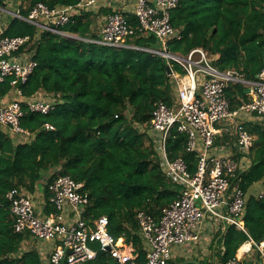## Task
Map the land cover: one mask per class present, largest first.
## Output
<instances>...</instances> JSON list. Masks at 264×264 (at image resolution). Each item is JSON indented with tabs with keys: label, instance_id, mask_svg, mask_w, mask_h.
<instances>
[{
	"label": "trees",
	"instance_id": "1",
	"mask_svg": "<svg viewBox=\"0 0 264 264\" xmlns=\"http://www.w3.org/2000/svg\"><path fill=\"white\" fill-rule=\"evenodd\" d=\"M79 1L24 0L22 15L28 16L37 3L54 9ZM0 8L9 9L5 0H0ZM125 15L138 28L136 18ZM93 16L92 9L62 27L81 38L76 39L4 15L9 20L6 36L38 38L37 67L28 82L19 86L24 97L34 98L41 92L57 95L59 100L48 115L26 113L21 127L31 133L29 140L0 129V264H44L45 259L37 250L25 248L30 233L14 229L6 197L12 189L27 194L42 189L46 196L43 211L49 215L53 206L47 183L58 174L71 175L85 184L90 195L89 216H107L109 233L116 240L132 242L140 264L146 263L147 250L138 212L158 217L181 190L167 172L162 134L150 128L156 104L163 101L173 106L177 100V84L168 76L167 59L143 50H162L160 41L137 32L127 41L134 48L87 42L82 39L98 37L92 32ZM171 23L181 39L168 41L170 53L186 56L203 48L219 56L214 65L221 71H242L247 80H255L264 67V0H181ZM171 64L175 72L184 74L177 63ZM11 81L0 83L1 98L11 92ZM228 97L235 107L249 100L241 86L230 87ZM46 124L54 129H46ZM244 127L257 137L250 152L251 166L241 176L246 198L242 222L247 233L231 226L225 234H218L213 244L220 247L218 263L207 264H226L249 238L257 243L264 240V200L258 199L255 190L257 184L264 185V128ZM185 145L186 136L173 129L166 141L168 157L172 161L182 157L195 172L198 159L186 152ZM243 158L240 154L235 159L242 163ZM84 264L116 262L104 255Z\"/></svg>",
	"mask_w": 264,
	"mask_h": 264
},
{
	"label": "built area",
	"instance_id": "2",
	"mask_svg": "<svg viewBox=\"0 0 264 264\" xmlns=\"http://www.w3.org/2000/svg\"><path fill=\"white\" fill-rule=\"evenodd\" d=\"M6 3L10 0H5ZM12 1V0H11ZM17 9L0 8V83L12 79L13 97H0V129L7 128L16 135L31 139V133L21 127L26 113L48 115L56 110L57 95L38 93L26 99L19 88L33 75L37 61L38 38L6 36L9 27L4 15L17 18L62 37L81 39L63 31L76 16L95 10L99 0H80L75 5L49 8L37 3L28 16L22 15V2ZM122 7L129 0H117ZM181 0H134L132 15L138 28L131 25L122 11L110 14L98 38H83L90 43L109 47H130L127 41L137 32L156 37L162 50L143 49L167 59L177 84V100L173 106L160 101L151 116V130L162 134V153L167 172L181 190L176 200L163 207L158 217L145 211L138 212L140 232L147 250L145 264H172L175 250L192 245L198 247L205 232L215 237L235 226L247 233L242 222L246 207L241 176L252 163L250 152L255 136L244 126V115L264 119V67L255 80H247L242 71H221L211 55L203 48H195L182 56L168 52V41L181 34L171 23V14ZM122 9V8H121ZM171 62L184 72H175ZM245 89L248 101L234 106L228 97L230 87ZM9 95V94H8ZM6 98H9L7 100ZM45 128L54 127L46 124ZM173 129L186 136V152L196 154L195 172L182 157L170 160L166 150L167 137ZM233 132L236 146L248 163H240L232 156L214 155L216 140L223 132ZM53 212H38L32 198L22 189H12L6 195L14 217L17 233H30L41 242L53 243V250L45 256L44 264H84L97 258L104 250L116 264H140L138 250L132 242L116 240L108 231L109 219L89 216L91 200L85 184L69 174H58L47 183ZM264 200V188L258 192ZM98 247V249L95 248ZM246 247L240 255V250ZM187 254H191L187 252ZM226 264H264V240L249 238Z\"/></svg>",
	"mask_w": 264,
	"mask_h": 264
},
{
	"label": "crops",
	"instance_id": "3",
	"mask_svg": "<svg viewBox=\"0 0 264 264\" xmlns=\"http://www.w3.org/2000/svg\"><path fill=\"white\" fill-rule=\"evenodd\" d=\"M24 0L21 2L23 3ZM8 4V10L15 11L19 4L17 5V0H10L7 2ZM27 2L25 1V6ZM122 8V9H121ZM134 8V0H129L124 7L117 1V0H99L98 4L94 10L95 16H93V25H92V32L95 34V36L100 35L101 30L105 24V21L107 17L112 14L114 11H122L125 14H131L133 12ZM11 15V14H9ZM7 15L8 17H10ZM11 18V17H10ZM4 24H8L9 20L7 18L3 19ZM98 38V37H96ZM219 56H215V60ZM14 94L12 91L9 93L7 97H13ZM9 98H6L9 100ZM241 120L244 122L245 126L249 127H257V128H264V119L258 118L256 116H249V115H244ZM249 131V130H248ZM250 132V131H249ZM255 140L257 139L256 135ZM236 138L233 132H223L220 136H218L216 140V145L215 149L213 150L214 155H220V156H232L234 158L238 157L241 153L236 146L235 142ZM244 159V158H243ZM242 159V160H243ZM250 166H251V161L249 159ZM242 163H248L246 159L242 161ZM263 184H257L255 186V190L259 192L263 188ZM29 196L32 198L35 208L38 212L42 214H46V212L43 211V208L46 204V196L45 192L41 189L36 194H31L28 193ZM217 236L213 237L210 235V233L207 231L205 232L200 244L198 247H195L196 251L193 252L194 256L196 253L199 255V253L206 255H212L211 258L204 259L203 262H201L199 259L196 261H184L186 258L191 257V254H187V249L186 247H179L175 250V255L173 256L172 259V264H207V263H218L217 262V255L216 253L219 251V246L218 245H213L214 241L218 242L219 239L216 238ZM26 249L29 250H37L42 256H46L53 250V243L51 242H41L36 239H34L32 236L28 241L25 242L24 244ZM196 257V256H195Z\"/></svg>",
	"mask_w": 264,
	"mask_h": 264
},
{
	"label": "rangeland",
	"instance_id": "4",
	"mask_svg": "<svg viewBox=\"0 0 264 264\" xmlns=\"http://www.w3.org/2000/svg\"><path fill=\"white\" fill-rule=\"evenodd\" d=\"M212 60H215V56L214 55H212L211 57H210ZM148 139V138H147ZM150 144V142H149V140H146V145H149ZM186 249H187V252H189V253H191V257H189V258H186L184 261H196V260H198L199 258V260L201 261V262H203V258L204 259H207V258H211V254L210 255H204V254H201V253H199V255L196 253V257L194 256V254H193V252L194 251H196V249H195V247L194 246H192V245H189V246H187L186 247ZM189 264V263H188ZM190 264H193V263H190Z\"/></svg>",
	"mask_w": 264,
	"mask_h": 264
},
{
	"label": "water",
	"instance_id": "5",
	"mask_svg": "<svg viewBox=\"0 0 264 264\" xmlns=\"http://www.w3.org/2000/svg\"><path fill=\"white\" fill-rule=\"evenodd\" d=\"M167 73H168V76H172V74H173V71H172V69H171V67L169 65L167 67ZM104 255H106L105 251L104 250H100L98 252V254H97V257H102Z\"/></svg>",
	"mask_w": 264,
	"mask_h": 264
},
{
	"label": "bare ground",
	"instance_id": "6",
	"mask_svg": "<svg viewBox=\"0 0 264 264\" xmlns=\"http://www.w3.org/2000/svg\"><path fill=\"white\" fill-rule=\"evenodd\" d=\"M246 247H244L242 250H240V255L242 254L243 250L245 249Z\"/></svg>",
	"mask_w": 264,
	"mask_h": 264
}]
</instances>
